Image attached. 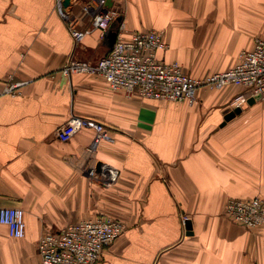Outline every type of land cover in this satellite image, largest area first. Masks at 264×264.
Wrapping results in <instances>:
<instances>
[{
    "label": "crops",
    "instance_id": "obj_1",
    "mask_svg": "<svg viewBox=\"0 0 264 264\" xmlns=\"http://www.w3.org/2000/svg\"><path fill=\"white\" fill-rule=\"evenodd\" d=\"M86 1L68 8L81 29L91 23ZM110 2L122 18L110 31H163L169 48L158 57L193 78L233 68L264 37V0ZM55 6L0 0V90L27 82L0 97V207L22 208L26 221L22 239L0 224V264H37L44 235L101 216L127 230L96 264H264V225L223 215L231 198L264 199L262 100L247 98L226 122L241 87L202 88L191 105L127 97L98 75L65 77L71 57L96 63L112 43L97 31L76 45ZM73 116L102 123L112 142L89 152L90 129L61 141ZM104 165L117 170L110 185L89 175Z\"/></svg>",
    "mask_w": 264,
    "mask_h": 264
},
{
    "label": "built area",
    "instance_id": "obj_2",
    "mask_svg": "<svg viewBox=\"0 0 264 264\" xmlns=\"http://www.w3.org/2000/svg\"><path fill=\"white\" fill-rule=\"evenodd\" d=\"M55 7L58 15L66 21L76 45L94 32L106 35L120 16L119 11L108 6V0H87L82 7L89 14L91 23L89 27L81 29L78 22L70 18L69 7L64 6V0H56ZM124 33L122 23L109 53L96 63H86L71 57L60 73L65 77L74 74L101 76L111 90L123 92L127 97L186 102L191 105L197 102L202 88L222 90L228 86L241 87L244 92L231 103L233 109L242 107L248 96L264 95V38H256L254 47L244 50L233 68L206 78H193L183 71L179 63H169L158 57L159 51L169 48L163 31H139L127 37ZM26 83L9 82L0 90V97L16 94ZM83 129L94 132L92 144L88 148L91 153L102 143L113 140L105 125L80 116H73L62 125L57 135L61 141L67 142ZM89 175L98 178L103 185L114 183L118 176L116 169L105 165L102 169L91 168ZM223 215L230 222L245 228H259L264 225V199L259 196L231 198L225 203ZM0 224L9 228L12 237L25 238L26 221L22 208L0 207ZM126 230L125 224L103 216L68 225L40 239L38 252L41 260L37 264H96Z\"/></svg>",
    "mask_w": 264,
    "mask_h": 264
},
{
    "label": "water",
    "instance_id": "obj_3",
    "mask_svg": "<svg viewBox=\"0 0 264 264\" xmlns=\"http://www.w3.org/2000/svg\"><path fill=\"white\" fill-rule=\"evenodd\" d=\"M71 1H72V0H65V1H64V6H65V7H69L70 4H71ZM108 6H109L110 8L113 6V5L111 4L110 0H108ZM121 20H122V18L119 17V18H118V21L121 22ZM108 34H109L110 42L112 43V46H113L114 43H115V41H116L117 33H116V31L111 30V31L108 32ZM261 99H262V94H258V95H255L254 97L250 98V99L248 100V103L253 104L254 102L259 101V100H261ZM240 112H241V109H239V108H237V109H235V110L229 112V113L227 114V116L225 117V121L227 122V121L233 119V118H234L238 113H240ZM187 228H188L189 230H191L192 227H191L190 222H187Z\"/></svg>",
    "mask_w": 264,
    "mask_h": 264
},
{
    "label": "rangeland",
    "instance_id": "obj_4",
    "mask_svg": "<svg viewBox=\"0 0 264 264\" xmlns=\"http://www.w3.org/2000/svg\"><path fill=\"white\" fill-rule=\"evenodd\" d=\"M256 38H264V37H262V36H257ZM248 95V94H247ZM248 98H252L251 96H249ZM262 101H260V103L259 104H264V99H261ZM247 102V101H246ZM245 102V103H246ZM244 103V104H245ZM243 104V105H244ZM262 107V105H260V106H257V107H255V108H261ZM239 109H241L242 110V108L241 107H239Z\"/></svg>",
    "mask_w": 264,
    "mask_h": 264
}]
</instances>
